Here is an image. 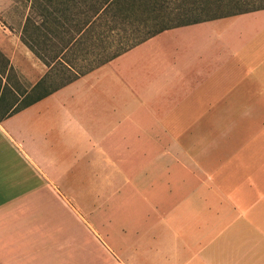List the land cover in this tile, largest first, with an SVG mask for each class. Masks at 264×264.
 Returning <instances> with one entry per match:
<instances>
[{
	"label": "crops",
	"instance_id": "crops-1",
	"mask_svg": "<svg viewBox=\"0 0 264 264\" xmlns=\"http://www.w3.org/2000/svg\"><path fill=\"white\" fill-rule=\"evenodd\" d=\"M21 36L0 19V264H264V9L53 87Z\"/></svg>",
	"mask_w": 264,
	"mask_h": 264
},
{
	"label": "trees",
	"instance_id": "trees-1",
	"mask_svg": "<svg viewBox=\"0 0 264 264\" xmlns=\"http://www.w3.org/2000/svg\"><path fill=\"white\" fill-rule=\"evenodd\" d=\"M178 1L180 4L174 6L172 0H75L74 4L78 7V12L76 16L70 17L68 11L71 10V2L70 0H64L62 2L63 7L60 8L61 15L64 18L60 15V17L57 16L55 21L59 25L66 26L67 22L70 23V20L74 21L77 18L76 31H78L77 33L84 32L83 34H86V38H79L76 42L86 41V43H89L91 40V44L89 43L90 46L87 50L90 47L94 50L99 49V41L105 42L106 44L108 37L113 34L118 33L121 35L122 40L120 43H117V48V44H114L115 42L110 46L106 45L105 50L107 47L116 49L109 57L99 62V64H102L165 30L264 9V0ZM34 2L36 0H33V5ZM48 2L53 4L52 2L54 0H49ZM30 21L31 19L28 18L24 31L28 30ZM34 24L36 23L34 22ZM43 24L41 22L36 27L41 29ZM99 29L102 30L100 34ZM65 30L70 32L72 31V27L70 29L66 28ZM75 38L73 36L68 39H63L65 47L73 43ZM123 38L126 39L123 40ZM22 39L47 64L51 65L52 62L57 63L58 55H53V60H50L47 54L36 51L34 45L26 37L23 36ZM100 45H103V43ZM65 62H67L68 68H74V65H71L68 61ZM61 63L64 62L60 61ZM82 73L75 71L73 77L65 82L72 81Z\"/></svg>",
	"mask_w": 264,
	"mask_h": 264
},
{
	"label": "rangeland",
	"instance_id": "rangeland-1",
	"mask_svg": "<svg viewBox=\"0 0 264 264\" xmlns=\"http://www.w3.org/2000/svg\"><path fill=\"white\" fill-rule=\"evenodd\" d=\"M48 1L49 0H36L33 5V0H0V19L5 21L7 25L12 28L22 29L21 37H26V39L34 45L36 51L47 54L49 59L53 60V55L58 53L61 55V52L65 50L63 49L65 48L63 39L78 36V31H76L77 18H75L74 21L70 20V23L67 22L66 26L59 25L55 19L62 14L60 8L63 7L62 2L64 0H54V2H52L53 4ZM172 1L174 6L180 4L178 0ZM70 2L71 10L68 11V14L70 17H73L76 16L78 7L74 4L75 0H70ZM28 18L31 19L30 25H28V30L24 31ZM34 22L36 24H34ZM41 22L44 24L41 29H38L36 25H39ZM71 27L72 31L69 32L65 30ZM102 30H98L99 34ZM85 36L86 34H83L81 38H86ZM124 39L126 38H123V40ZM121 40V35L118 33L113 34L108 37L106 44L105 42L99 41L98 47L100 48L96 50L91 48L90 54L86 52L88 51L87 48L90 46L89 43H86V41H78L72 46L69 44V50L62 57H64L68 63L74 65L76 71L85 72L114 53L115 49L118 47L117 43H120ZM101 43H103V45H100ZM112 43L115 45L117 44L116 48L107 47L105 50L106 45L110 46ZM75 54H77L76 57H74ZM73 75V70L68 68L67 64H60V61H57L52 68L50 77L51 86H59L73 77Z\"/></svg>",
	"mask_w": 264,
	"mask_h": 264
}]
</instances>
